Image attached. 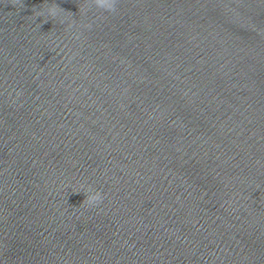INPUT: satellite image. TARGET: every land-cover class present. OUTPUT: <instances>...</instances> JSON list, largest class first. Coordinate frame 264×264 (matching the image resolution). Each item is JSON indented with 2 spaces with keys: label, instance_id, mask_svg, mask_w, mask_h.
Wrapping results in <instances>:
<instances>
[{
  "label": "water",
  "instance_id": "95a60500",
  "mask_svg": "<svg viewBox=\"0 0 264 264\" xmlns=\"http://www.w3.org/2000/svg\"><path fill=\"white\" fill-rule=\"evenodd\" d=\"M116 9L0 0V264H264V0Z\"/></svg>",
  "mask_w": 264,
  "mask_h": 264
},
{
  "label": "clouds",
  "instance_id": "9594fccd",
  "mask_svg": "<svg viewBox=\"0 0 264 264\" xmlns=\"http://www.w3.org/2000/svg\"><path fill=\"white\" fill-rule=\"evenodd\" d=\"M92 3L95 8L101 9L104 12L115 13L117 11L116 0H92ZM40 14L53 17L58 15L57 11L54 9H48ZM83 194L85 196L84 201H86L89 207H96L103 201V194L97 190L88 188V190Z\"/></svg>",
  "mask_w": 264,
  "mask_h": 264
}]
</instances>
